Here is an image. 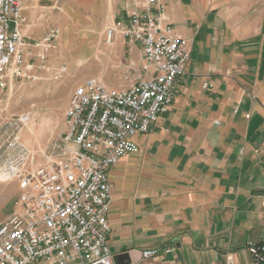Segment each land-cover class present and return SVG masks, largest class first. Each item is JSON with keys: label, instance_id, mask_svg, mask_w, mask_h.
I'll return each instance as SVG.
<instances>
[{"label": "crops", "instance_id": "0c3cea01", "mask_svg": "<svg viewBox=\"0 0 264 264\" xmlns=\"http://www.w3.org/2000/svg\"><path fill=\"white\" fill-rule=\"evenodd\" d=\"M97 1L100 24L123 20L126 0ZM162 2L189 59L167 112L134 136L139 152L108 170L113 263L258 264L247 248L264 234V0ZM113 42L140 74L139 44Z\"/></svg>", "mask_w": 264, "mask_h": 264}, {"label": "built area", "instance_id": "2783aa9c", "mask_svg": "<svg viewBox=\"0 0 264 264\" xmlns=\"http://www.w3.org/2000/svg\"><path fill=\"white\" fill-rule=\"evenodd\" d=\"M164 14L162 0H126L123 20L108 28L105 38L108 44L116 36L139 44L140 74L119 87L86 79L68 101L59 137L38 150L14 140L15 154L0 157L1 183L15 181L18 190L14 210L0 221V264H114L108 247V170L139 152L134 136L149 132L167 112L189 59L188 42ZM27 26L21 0H0V98L14 80L54 73L47 58L58 29L48 28L35 40ZM260 201L264 206V195ZM247 251L264 264V234ZM156 254L145 250L141 258Z\"/></svg>", "mask_w": 264, "mask_h": 264}, {"label": "rangeland", "instance_id": "374dc122", "mask_svg": "<svg viewBox=\"0 0 264 264\" xmlns=\"http://www.w3.org/2000/svg\"><path fill=\"white\" fill-rule=\"evenodd\" d=\"M21 1L29 37L40 39L48 28L59 31L47 58L54 73L37 72L26 80H14L0 98V157L15 154L10 147L14 140L38 150L59 137L65 130L68 101L86 79L118 87L127 86L139 74V56L133 57L126 46L117 48L115 42H106L111 26L99 23L97 0ZM62 69L56 79L55 73ZM17 194L15 181L0 182V215L6 217L14 210Z\"/></svg>", "mask_w": 264, "mask_h": 264}]
</instances>
